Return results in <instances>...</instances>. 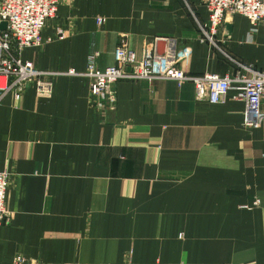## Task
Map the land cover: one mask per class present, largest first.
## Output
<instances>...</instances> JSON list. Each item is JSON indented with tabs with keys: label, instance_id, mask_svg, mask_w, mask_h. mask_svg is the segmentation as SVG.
Instances as JSON below:
<instances>
[{
	"label": "crops",
	"instance_id": "1",
	"mask_svg": "<svg viewBox=\"0 0 264 264\" xmlns=\"http://www.w3.org/2000/svg\"><path fill=\"white\" fill-rule=\"evenodd\" d=\"M207 18L205 0L60 1L41 44L21 51L49 94L33 82L0 98V264H264V119L245 123L238 89L213 102L190 82L118 80L101 99L83 74L92 51L112 65L121 38L137 59L171 38L184 71L232 72L198 39ZM252 27L227 13L219 44L264 70Z\"/></svg>",
	"mask_w": 264,
	"mask_h": 264
},
{
	"label": "built area",
	"instance_id": "2",
	"mask_svg": "<svg viewBox=\"0 0 264 264\" xmlns=\"http://www.w3.org/2000/svg\"><path fill=\"white\" fill-rule=\"evenodd\" d=\"M61 0H0V23L6 22V28L0 30V98L9 90L19 94L27 83L37 84L38 95H48L51 89L49 81L41 79L43 72L31 61L21 59L25 47L41 44V31L46 22L56 14ZM208 18L198 23V39L207 42L219 50L234 66L232 72L223 76L205 72L190 74L184 71L179 63L185 57L184 52L177 50L174 39L166 38L169 46L165 52L148 51L137 59L123 38L120 39L114 52V63L101 70L96 64L98 53L92 51L83 73L90 81V95L106 98L111 86L118 80H174L181 84L190 82L195 87V97L218 102L226 98L231 88L238 89L237 97L245 100V123L259 125L264 119L261 101L264 98V70L242 63L231 57L219 43H225L228 37H222L219 30L224 17L229 14H240L251 21L250 32L260 26L264 32V0H205ZM63 37V32H59ZM225 38V39H224ZM74 73V71H70ZM9 174L0 171V221L8 216L5 209V194ZM258 202V201H256ZM13 264H23V258L16 255Z\"/></svg>",
	"mask_w": 264,
	"mask_h": 264
},
{
	"label": "water",
	"instance_id": "3",
	"mask_svg": "<svg viewBox=\"0 0 264 264\" xmlns=\"http://www.w3.org/2000/svg\"><path fill=\"white\" fill-rule=\"evenodd\" d=\"M6 28V22H1L0 23V30L5 29Z\"/></svg>",
	"mask_w": 264,
	"mask_h": 264
},
{
	"label": "rangeland",
	"instance_id": "4",
	"mask_svg": "<svg viewBox=\"0 0 264 264\" xmlns=\"http://www.w3.org/2000/svg\"><path fill=\"white\" fill-rule=\"evenodd\" d=\"M22 59V58H21ZM23 60V59H22Z\"/></svg>",
	"mask_w": 264,
	"mask_h": 264
}]
</instances>
